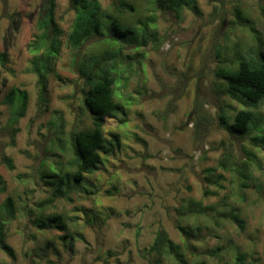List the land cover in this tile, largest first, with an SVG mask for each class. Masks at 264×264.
<instances>
[{
  "label": "rangeland",
  "instance_id": "rangeland-1",
  "mask_svg": "<svg viewBox=\"0 0 264 264\" xmlns=\"http://www.w3.org/2000/svg\"><path fill=\"white\" fill-rule=\"evenodd\" d=\"M47 1L0 0V213L8 197L14 212L4 232L13 258L0 250V264H147L142 250L154 233L162 229L178 243L177 225L200 228L192 244L208 264H216L217 248L230 262L239 252L246 263L264 264V147L252 140L264 137V102L242 104L217 76L238 55L264 48V0H195L198 16L186 7L155 10L148 0H125L135 8L124 14L126 23L155 13L157 41L134 48L92 37L78 49L66 42L74 12L68 0H56L61 46L41 96L28 46ZM98 1L113 12L119 0ZM117 48L129 57V80L116 85L115 98L125 114L107 118L103 130L107 140L117 134L120 146H105L98 171L59 196L42 176L70 172L68 136L92 127L80 63ZM11 89L27 94L15 122L2 104ZM241 109L260 121L245 136L230 135L219 116L231 124ZM241 172L250 180H239ZM192 202L208 208L207 216L180 218V207ZM233 213L243 230L230 221ZM52 214L62 216L65 231L38 226Z\"/></svg>",
  "mask_w": 264,
  "mask_h": 264
},
{
  "label": "trees",
  "instance_id": "trees-1",
  "mask_svg": "<svg viewBox=\"0 0 264 264\" xmlns=\"http://www.w3.org/2000/svg\"><path fill=\"white\" fill-rule=\"evenodd\" d=\"M74 16L66 35V42L70 49H78L87 39L92 37L105 38L108 45L128 46L140 48L148 41L156 42L155 33V13L148 10L143 19L126 23L124 14H133L134 6L125 0L117 2L114 11H108L102 7L98 0H68ZM149 9H161L178 11L183 7L188 8L193 14L200 15L195 0H148ZM56 0H48L44 14L37 23L38 33L29 44L32 57L29 59V71L36 76L39 93H45V86L48 76L52 72V67L57 58L61 46V31L55 19ZM129 57L122 54L120 49L115 51L106 50L97 58H89L80 63L79 74L84 80L87 89L83 92V103L86 110L91 115L92 127L88 131H78L70 133L69 139V159L67 161L70 172L61 169L57 173L51 169L49 173L42 177L51 179L56 184V193L66 197L63 188L69 190L70 184H78L83 181V175H90L98 171L101 164L100 152L105 151V146L112 149L120 146L119 136L111 134V139L107 140L103 127L107 118H113L116 114H125L124 108L115 98L118 95L116 85L120 84L125 88L129 80L130 68L127 66ZM1 60L3 58L1 57ZM237 68V69H236ZM236 69V70H235ZM217 76L223 81L225 92L230 97L239 100L247 106H256L264 102V48L259 46L252 56L238 55L232 67H219ZM43 102L44 97H41ZM45 101V100H44ZM3 105L11 111V122L23 117L27 106V94L19 89H11L4 97ZM259 118L249 109L238 110L231 124L220 115L219 123L224 125L230 135L245 136L253 127L259 123ZM126 120L120 119V123ZM63 135V131H59ZM253 141L264 147V137H254ZM59 142V139L57 138ZM58 144V143H57ZM7 167L13 166L8 158L4 159ZM56 162H54L55 165ZM61 166V162H57ZM241 181L250 180L248 172L237 174ZM241 186H245L242 183ZM5 183L0 176V194L5 192ZM0 213V250L8 257L13 258L12 249L5 242V224L13 216V201L10 197L2 203ZM209 209L192 202L189 206L180 207L178 214L183 220H190L197 217H206ZM230 221L243 230L244 220L238 214H230ZM43 229L65 231L63 218L59 214H52L38 225ZM181 235L180 242L172 241L167 233L158 229L154 233L152 243L142 250V257L147 264H208L201 259L193 246V241H198L200 228H187L183 225L176 226ZM66 235L60 237L64 239ZM211 255L218 260L216 264H252L246 263V256L235 252L232 262L222 255L219 248Z\"/></svg>",
  "mask_w": 264,
  "mask_h": 264
}]
</instances>
